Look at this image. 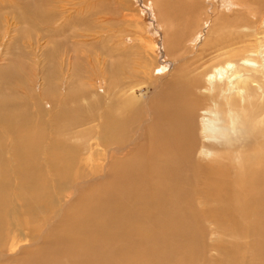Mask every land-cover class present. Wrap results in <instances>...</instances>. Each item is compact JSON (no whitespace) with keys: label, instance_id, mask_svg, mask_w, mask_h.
Returning a JSON list of instances; mask_svg holds the SVG:
<instances>
[{"label":"bare ground","instance_id":"6f19581e","mask_svg":"<svg viewBox=\"0 0 264 264\" xmlns=\"http://www.w3.org/2000/svg\"><path fill=\"white\" fill-rule=\"evenodd\" d=\"M187 1L155 3L167 22L169 15L191 16L194 5ZM236 3L243 15L234 16L236 9L232 24L220 15L223 25L214 20L211 39L204 43V49L221 51L211 72L195 63L153 88L155 93L141 99V126L132 141L130 130L140 116L124 110L119 119L102 115L95 138L109 157L141 141L127 158L111 163L103 183L90 184L72 172L81 149L69 148L58 136L59 130L88 122L80 109L50 112L60 129L52 126L54 137L45 147L43 123L33 125L29 114L0 99V127L12 143L7 152L0 132V261L28 241L35 247L20 264H264V93L251 85L256 77L249 75L255 67L249 63L257 61L245 55L246 49L232 47L253 36L248 30L259 26L264 4ZM29 13L24 20L41 17ZM248 15L253 21L245 20ZM226 24L233 35L225 38L234 39L212 40ZM131 101L126 99L123 108L132 107ZM82 135L89 136V130ZM91 151L88 144L86 154ZM6 154L15 163L11 179ZM65 191L80 197L46 235V227L40 228L49 222L44 203H54Z\"/></svg>","mask_w":264,"mask_h":264},{"label":"rangeland","instance_id":"374dc122","mask_svg":"<svg viewBox=\"0 0 264 264\" xmlns=\"http://www.w3.org/2000/svg\"><path fill=\"white\" fill-rule=\"evenodd\" d=\"M161 1L163 5L170 2ZM188 1L194 5L191 16L183 19L169 15L170 20L166 22L155 3L157 0H0L1 103L11 104L21 115L29 114L35 126L40 120L45 128L46 137L42 140L45 147L54 137L52 126L56 124V130L60 129L50 112L80 109V114L89 118L88 122L71 131L60 133L59 130L58 136L67 141L69 148L81 149L72 172L82 174L90 184L105 182L111 163L127 158L141 141L133 143L123 155L109 157L107 149L99 146L95 138L97 127L103 123L102 115L109 113L119 119L124 110V114L132 118L140 116L130 130L132 141L134 132L141 126V99L155 93L153 88L167 84V80L182 68L188 69L196 63L200 71L211 72L215 64L213 58L221 52L204 49V43L211 39L214 20L218 19L223 25L219 19L223 15L229 21L227 24H232L236 17L239 19L243 15L236 0ZM27 2H32L28 4L29 9L22 11ZM259 2L264 4V0ZM28 10L33 17L37 13L41 17L24 20ZM245 20L253 21V17ZM227 24L221 33L212 36V40L234 39L231 37L233 28ZM253 26L255 31H246L253 36L237 40L232 47L246 49L245 55L257 61V64L249 63L255 66L250 68L249 75L256 77L251 85L261 94L264 93V17L259 26ZM224 35L231 36L225 38ZM211 51L215 52L211 54ZM126 99L133 100L132 107L123 108ZM37 113L40 116H36ZM87 130L90 135L83 136ZM0 132L5 137L8 152L12 143L1 127ZM88 144L91 154H86ZM5 157L7 175L14 178L12 167L15 163L9 154ZM48 178L52 177L47 175ZM79 197V193L65 191L56 195L54 203H44V216L49 222L43 223L41 230L46 227L44 233L47 235L66 219ZM39 221L37 218L36 222ZM209 234L217 238L213 232ZM16 247L11 250L13 256L0 264H20L25 252L35 245L23 241Z\"/></svg>","mask_w":264,"mask_h":264}]
</instances>
